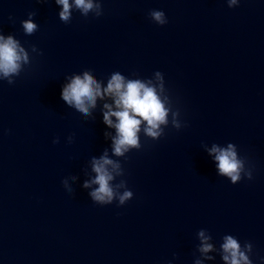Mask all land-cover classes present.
<instances>
[{"label":"water","instance_id":"obj_1","mask_svg":"<svg viewBox=\"0 0 264 264\" xmlns=\"http://www.w3.org/2000/svg\"><path fill=\"white\" fill-rule=\"evenodd\" d=\"M103 7L99 18L74 11L65 24L55 0H0L3 34L43 52L15 84L0 81V264H193L200 229L216 247L226 234L252 242L253 264H264V0ZM152 9L168 23L151 21ZM29 12L39 25L30 36L21 26ZM87 69L105 85L116 71L144 79L162 72L185 126L169 124L157 141L141 133L140 150L114 157L104 133H115L102 114L111 101L98 98L85 117L61 99L69 77ZM229 142L248 159L252 180L218 175L207 149ZM105 149L134 193L123 206L96 204L83 187L94 175L91 158ZM73 175L69 193L62 181ZM208 255L216 259L205 264H223Z\"/></svg>","mask_w":264,"mask_h":264},{"label":"clouds","instance_id":"obj_2","mask_svg":"<svg viewBox=\"0 0 264 264\" xmlns=\"http://www.w3.org/2000/svg\"><path fill=\"white\" fill-rule=\"evenodd\" d=\"M230 8L240 4V0H226ZM60 6L59 19L65 24L71 23L73 13L79 12L87 18L93 15L99 18L104 15L103 0H55ZM36 12H29L28 18L21 21L25 35H33L39 25L34 21ZM154 23L164 26L168 18L164 11L152 9L148 13ZM13 23L14 18L9 16ZM43 55L36 45L31 46V52L13 34L5 35L0 30V81H7L9 85L16 83V78L25 70V66L32 63V54ZM129 78L116 71L107 78L106 85L103 80L97 79L90 69L82 74L69 77V82L62 87L61 99L71 108H74L85 117L92 116V110L97 107L98 98L105 102L102 108L103 123L114 133L105 131V139L111 140V152L114 157L127 158L132 150L142 148L141 133L147 138L157 141L165 135V128L171 124L177 130L182 125L179 117L180 111L174 108L172 98L166 87L164 74L156 71L151 78ZM171 117V119H170ZM74 136L68 137L72 143ZM60 142L59 137L53 140L54 144ZM209 155L216 162L218 175L228 178L232 184L239 183L242 179H253V168L249 167L248 159L238 155L237 145L227 143L226 147L213 144L207 149ZM90 179L83 183L85 189H92L88 195L93 202L99 205H110L118 201L120 206L133 199L134 193L128 188L125 169L120 159L109 157L105 149L103 155L93 156L90 161ZM119 178V180H118ZM69 179L76 181L77 176L65 177L62 181L64 188L73 192ZM118 180V182H117ZM95 186V187H93ZM199 240L193 264H205V261L215 260L216 257L208 255L216 252L223 264H253L252 255L254 245L240 240L231 235H224L219 247H216L213 236L206 230L200 229L197 233ZM171 264V262H169Z\"/></svg>","mask_w":264,"mask_h":264}]
</instances>
